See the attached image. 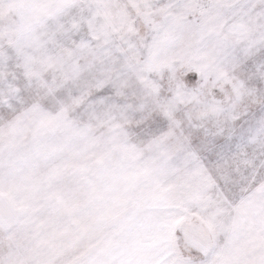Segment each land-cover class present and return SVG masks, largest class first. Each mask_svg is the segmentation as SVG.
<instances>
[{"label":"snow or ice","instance_id":"obj_1","mask_svg":"<svg viewBox=\"0 0 264 264\" xmlns=\"http://www.w3.org/2000/svg\"><path fill=\"white\" fill-rule=\"evenodd\" d=\"M0 264H264V0H0Z\"/></svg>","mask_w":264,"mask_h":264}]
</instances>
